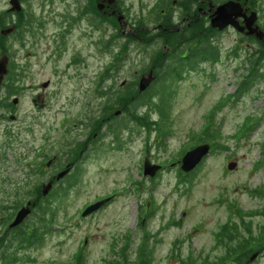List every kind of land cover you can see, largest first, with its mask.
Segmentation results:
<instances>
[{"label":"rangeland","instance_id":"374dc122","mask_svg":"<svg viewBox=\"0 0 264 264\" xmlns=\"http://www.w3.org/2000/svg\"><path fill=\"white\" fill-rule=\"evenodd\" d=\"M115 2L126 25L102 15L97 0H24L30 25L3 36L14 83L10 95L0 94V185L24 178L33 154L60 156L78 143L83 154L76 184L47 216L52 221L36 226L37 244H16L5 252L15 255L13 264H140L142 252L148 264H222L218 259L247 235L242 226L250 222L256 232L264 222L259 214L246 217L264 203L256 193L264 190V77L233 97L247 72L246 55L257 47L231 29L219 33L212 40L218 62L186 70L172 84L164 128L137 127L116 105L114 118L126 128L115 141L106 126L93 146L96 131L87 123L104 101L97 89L128 87L147 75L151 52H170L160 43L145 49L125 39L154 38L134 26L153 23L159 0ZM240 2L264 25V0ZM9 7V0H0V14ZM7 18L10 27L16 16ZM259 71L264 74V64ZM204 129L213 141L200 142ZM84 142L90 146L86 152ZM202 143L209 144V155L189 182L179 179L181 157ZM145 159L161 167L152 178L143 176ZM36 163L40 169L45 160ZM35 174L39 186L44 176ZM107 197L99 210L81 217ZM225 225L236 231L223 235ZM250 264H264V254L257 252Z\"/></svg>","mask_w":264,"mask_h":264},{"label":"trees","instance_id":"16d2710c","mask_svg":"<svg viewBox=\"0 0 264 264\" xmlns=\"http://www.w3.org/2000/svg\"><path fill=\"white\" fill-rule=\"evenodd\" d=\"M20 1L23 2L24 0ZM203 1V6L207 8L208 3H211L212 6H215L230 0ZM194 3H196V6H200V3H198L196 0H187L185 4H181L180 6L182 12L185 13L193 10ZM159 10L160 8H158L153 19L152 24L155 26L162 25V18L159 14ZM184 13H182V15H184ZM7 17V13L0 14V31L4 30V28L8 26ZM29 25L30 20L29 18H26L23 13H19L16 16V29H26ZM143 27L144 26H141L140 24H136V26H134L137 31L145 35L147 32L142 29ZM261 27V30L264 31V25ZM17 32L18 31L15 33ZM218 34L219 33L216 30L210 29V27H207L202 21H198L193 23L190 29L180 30L179 32H167V30L164 32L157 31L156 34H154L155 39L148 38L149 41H139L138 39L135 40L132 38L128 39V37L125 36L127 41L131 40V43H136L138 47L142 46L145 48V46L152 45V43L155 42L160 43L163 47L167 46L170 48V52L165 53L164 49L161 47L155 50V52H151L152 55L147 69L148 72L149 70L153 69L156 78L145 91H138L137 84L140 78L137 77H135L136 81H133L128 85V87H119L112 84L108 89H105L103 86L97 89L99 97L104 99L101 104L102 109L99 111L98 116H93L89 120L87 125L91 129H95L96 133H99L100 136L103 135L102 133L100 134L101 129L109 126V129L112 130L111 132L114 135L116 141L122 131V128H126V126L121 123V121H118L120 118H114V114L116 113L115 109L119 107V110L122 111V113H126L130 120L135 125H137V127H144L147 130H154L153 128L155 127L156 129H159V127L164 128L167 123V114L170 107L169 103L173 96V91H171L172 84L182 80L183 74L186 73V70L192 71L199 68L204 63L212 64L218 62V48L212 44V40L215 39ZM5 39L6 37L0 35V53L3 55L7 52V48L4 44ZM245 39H251L257 48L253 53L248 52L246 55L244 64L248 65V68L246 69L247 72L237 87L236 93L233 96L235 98H238L242 94L249 91L256 81L264 77V74L260 73L259 71L261 66L264 64V43L257 41L253 37ZM119 59L120 53L116 55L115 61L111 63L110 66H108L106 71L103 72L102 76H104V78L110 77L108 73H110L111 68L114 67L116 61ZM164 68L166 70L165 78L161 76L165 71H163ZM108 69H110L109 72ZM11 74L12 71H9L8 76L2 85V89L6 95L11 94L14 83V79L11 77ZM142 108L146 110L143 114L141 112H137L138 109ZM152 114L157 116L156 120L152 118ZM205 137L210 138V141L214 140V137L211 135V133H208L207 129H204L202 132V137L199 138L200 142ZM80 145L81 143H78L73 146L72 149L69 148V150L63 151L59 156V161L63 157L66 159L71 158L74 151L76 152L80 149ZM198 169L199 167L188 174L179 172L178 178L189 182L190 178L193 177L194 173ZM36 172L38 175L42 173L41 169L39 168H37ZM74 178L75 176H72L59 181L58 186L53 187L50 194L46 196L47 198H40V193H37L35 205L36 218L38 219V222H44L47 216L61 207L64 197L68 195V191L76 184ZM62 182L64 183L63 185H61ZM38 183L39 182H37V184ZM256 193H259L264 199V190L257 191ZM50 197L53 198V202L49 200ZM256 214L264 216V203L262 204L261 209L258 211L246 213V217H252ZM249 224L250 222H247L242 226L245 234L247 235L244 236L241 242H238L237 245L231 249V251L225 252V255L218 259L219 263L245 264L255 252L264 254V222L259 227V229L256 230V232H253L252 229H249ZM234 231L236 230H234L232 227L227 225L223 226V235L225 236L232 235ZM230 238L231 236H229V239ZM35 243H37V240H35ZM142 254L143 256L140 264H148L147 255L144 252H142ZM227 258L232 259L231 261L227 262ZM76 264H78V262H76Z\"/></svg>","mask_w":264,"mask_h":264},{"label":"flooded vegetation","instance_id":"af4514ba","mask_svg":"<svg viewBox=\"0 0 264 264\" xmlns=\"http://www.w3.org/2000/svg\"><path fill=\"white\" fill-rule=\"evenodd\" d=\"M101 5L97 4L101 7L99 12L108 17L109 19L115 20L117 19L118 12L115 7V0H97ZM195 1V0H193ZM200 3V6H196L194 3V9L189 12H182L181 4L178 0H159L158 6L160 8L159 14L162 18V25L155 26L153 24L148 25V27H144L147 34L153 35L155 32L161 30L167 32H179L180 30L190 29L191 25L195 22L202 21L207 27L210 26L211 23V15L213 14L214 8L218 5L212 6L211 3L207 4V8H205L203 0H196ZM179 2V3H178ZM177 4L179 6H177ZM185 4V3H183ZM242 7L244 8L246 15L248 16L252 10H250L249 6H246L244 2H242ZM109 11V12H108ZM184 13V15H182ZM240 25L243 26V20L238 19ZM16 23V20H15ZM259 26L258 20L256 22ZM166 24V25H165ZM211 27V26H210ZM260 29L261 26H259ZM230 29V28H229ZM154 37V36H153ZM167 52L170 51V48H167ZM153 71L154 75V70ZM148 71V69H147ZM150 71V70H149ZM143 74V73H142ZM141 74V75H142ZM156 77V75H154ZM14 120V118H13ZM99 133L93 134L94 145H98L99 143ZM85 144L82 148L89 150L88 142H84ZM92 144V143H91ZM10 145L8 144L7 147ZM75 146V145H74ZM92 146V147H93ZM72 149V148H70ZM69 150V149H68ZM83 150V149H82ZM84 153V152H83ZM83 155L82 151L77 150L74 151L71 158L66 159L63 157L59 161V155L48 157V155H43V157H37L36 154H33L32 159H28L31 161L25 167L24 178L16 180V181H6L3 185H0V264H13L16 260L14 254H8L6 251V247L13 248L16 244L24 243L27 247H32L35 240H38V235L36 226L40 224L41 226H46L51 220L46 218L44 222H38L36 218V205L35 200L37 199V193L41 192L44 183L52 182L56 183L55 186H58L59 181H56V177L59 173L67 171L66 175L60 180H64L65 178H69L75 176L74 174L78 171V160H80V156ZM45 160L44 165H40L41 174L44 177V180L39 184V186L35 185V172L37 171V161ZM32 160L34 163H32ZM36 168V171L33 170ZM21 181V182H20ZM64 183L62 182L61 185ZM23 192V197L21 193ZM42 198V197H40ZM45 198V197H43ZM24 203V204H23ZM23 204V205H21ZM22 207H29L30 212L28 216H26L20 223L13 225L15 220V216L17 212ZM5 244V245H4ZM4 248V249H3Z\"/></svg>","mask_w":264,"mask_h":264},{"label":"water","instance_id":"95a60500","mask_svg":"<svg viewBox=\"0 0 264 264\" xmlns=\"http://www.w3.org/2000/svg\"><path fill=\"white\" fill-rule=\"evenodd\" d=\"M9 12L11 13H19L22 10V6L19 0H9ZM100 8V7H99ZM211 28H214L218 31H222L227 27H232L236 32L240 34H244L245 36H253L258 41L264 42V33L258 28L255 24L257 20V14L255 12H251L248 16L246 15L245 10L242 8L241 4L237 1H226L220 5H218L211 15ZM122 17H118L117 20L120 22ZM238 19L243 20V26L239 24ZM15 27H10L5 30L0 31L2 36H7L13 32ZM7 65H8V56L3 55L0 58V86L3 81L4 76L7 74ZM155 77L153 76V72L150 71L146 76H142L138 82V91H145L149 85L154 81ZM46 86V85H44ZM16 101H14L15 103ZM117 115V112L115 113ZM209 145H201L193 148L188 151L180 161V170L184 173H188L194 170L201 160L208 155ZM233 163L228 166V169L233 167ZM160 169L157 165H152L148 160H144L143 162V176L152 178L154 174ZM67 171L61 172L57 175L56 180L61 179ZM52 186V182H49L42 188L41 195L46 196L50 191ZM109 199H105L99 202H96L92 205H89L82 212L81 216L86 217L89 214L97 211L101 206H103ZM29 213L28 208H22L18 211L16 218L13 222V225L18 224L27 214ZM255 255L252 256L250 261L254 258Z\"/></svg>","mask_w":264,"mask_h":264}]
</instances>
